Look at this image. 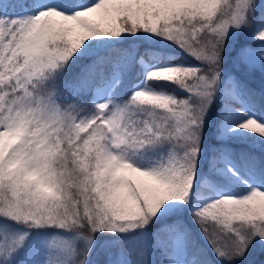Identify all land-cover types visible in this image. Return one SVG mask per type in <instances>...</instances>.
<instances>
[{
	"label": "snow or ice",
	"instance_id": "snow-or-ice-1",
	"mask_svg": "<svg viewBox=\"0 0 264 264\" xmlns=\"http://www.w3.org/2000/svg\"><path fill=\"white\" fill-rule=\"evenodd\" d=\"M0 264H264V0H0Z\"/></svg>",
	"mask_w": 264,
	"mask_h": 264
}]
</instances>
